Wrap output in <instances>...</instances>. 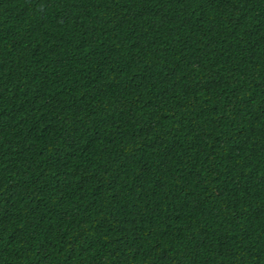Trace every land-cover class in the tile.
I'll use <instances>...</instances> for the list:
<instances>
[{"label":"trees","instance_id":"1","mask_svg":"<svg viewBox=\"0 0 264 264\" xmlns=\"http://www.w3.org/2000/svg\"><path fill=\"white\" fill-rule=\"evenodd\" d=\"M0 264H264V0H0Z\"/></svg>","mask_w":264,"mask_h":264}]
</instances>
